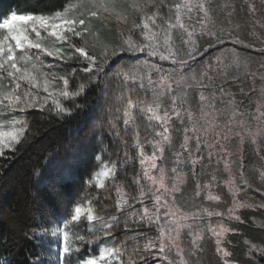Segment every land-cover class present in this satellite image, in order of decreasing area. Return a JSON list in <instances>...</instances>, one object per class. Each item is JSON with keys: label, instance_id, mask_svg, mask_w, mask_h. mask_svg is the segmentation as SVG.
<instances>
[{"label": "trees", "instance_id": "1", "mask_svg": "<svg viewBox=\"0 0 264 264\" xmlns=\"http://www.w3.org/2000/svg\"><path fill=\"white\" fill-rule=\"evenodd\" d=\"M66 2L0 0V17L13 11L51 14L62 9ZM125 2L130 5L131 0ZM184 2L155 0L154 5L148 6V12L159 11L166 21L170 19L175 23L176 8L182 7ZM210 7L214 9L208 27L216 35L231 33L242 41L241 44L225 40L191 61L183 72L173 71L176 66L170 61L150 58L160 71L151 69L144 74L136 69L138 75L144 77V87L140 88L138 81L132 92L117 83L113 72L118 67L130 70L129 66L138 59L144 60V53L125 52L112 57L104 73L90 84L94 73L80 71L86 61L75 55L72 60L60 62V67L53 66L56 69L63 66L64 73L77 69L69 82L70 91H75L80 82L87 85L75 98V103L61 98V103L72 109L71 115L57 114L51 101L42 110L33 108L24 113L15 112L26 119L28 130L21 143L16 145V151L6 150L4 156H0V264H31L37 256L41 257L40 264H58V241L50 235L29 238L27 233L32 228L48 227L53 222L59 224L70 215L72 205H87L89 201L98 217H116V221L107 229L110 235H105V227H96L93 221L85 218L69 225L84 237V241H76L80 251L74 257V264L77 259L97 257L101 245L109 238L120 249L123 264H128L129 258L135 264H168V260L178 264L181 256L185 264H225V260L228 264H264V253L252 251L249 254L250 245L264 249V137H254L250 131H244V125L253 121L259 105L264 102V0H212ZM133 21L142 23V16H134L129 11L126 20H118L112 15L103 20V25L96 22L95 27H102V35L113 45L120 43L121 33L124 36L131 34L133 40L142 42L140 30L131 28ZM199 21H192L188 30L199 32ZM156 23L161 28L166 27L159 18ZM181 34L182 30L173 29V46L180 50L179 55L186 56L188 47L181 44ZM212 40L213 37L207 34L198 38L200 50L203 52L208 48ZM74 43L76 47L81 46L77 39ZM70 51V55L75 53L73 49ZM233 52L240 57L238 63L230 59ZM89 54H92L90 49ZM209 65L211 67H207ZM149 73L153 81L151 87L148 85ZM161 74L169 77L172 92L165 87L164 94H160ZM174 81L181 83L177 86ZM45 95L39 92L37 99ZM121 95L131 96L134 103L145 106L159 103L160 115L167 110L172 116L168 132L170 140L163 144V156L148 176L144 175V169L150 162L141 165L140 149L134 141L138 133L144 155L151 156L154 145L161 139L158 133L163 127L139 108L133 109L135 125L126 127L125 102L117 99ZM173 96L177 97L175 106L181 113L179 118L173 110ZM206 112L217 123L218 129L213 132H222L225 136L224 150L218 153L234 159L227 169L220 165L213 171L210 160L217 152L211 147L212 140L207 135L190 131ZM185 135L188 137L186 144ZM156 154L160 156L159 152ZM113 163L115 175L106 179L104 187H98L95 182L88 183L94 181L95 174L104 164L111 166ZM162 167L169 187L174 185L176 171H184L185 181L173 198L178 209L193 212L205 207L219 213L212 222L229 229L220 239L219 247L231 255L223 257L218 253V238L208 232L196 240L191 232L182 231L178 243L175 246L169 244V235L160 221L165 210L160 208V201L155 203L156 197L166 191L156 189L148 178ZM205 185L211 186V192L219 199H205L206 191L200 192ZM118 190L123 191L127 205L118 207L121 199ZM141 191L144 194L142 200ZM236 204L244 205L235 212L239 220L230 215ZM145 209L151 222L145 217ZM161 229L166 237L164 243L168 245L165 248L168 260H161L158 251ZM150 240L156 247L145 248Z\"/></svg>", "mask_w": 264, "mask_h": 264}, {"label": "snow or ice", "instance_id": "2", "mask_svg": "<svg viewBox=\"0 0 264 264\" xmlns=\"http://www.w3.org/2000/svg\"><path fill=\"white\" fill-rule=\"evenodd\" d=\"M155 4V0H131L130 5L125 0H67L63 8L56 10L51 14L47 13H26L18 14L13 11L2 17H0V107H3L10 112H21L24 113L29 109H44L49 101L52 102L53 108L57 114L71 115L72 109L65 107L61 103V98L66 101H73L75 98L81 95L87 85L84 82L77 84L75 91L69 90L70 79L75 75L77 69L72 68L70 72L59 74L52 72L49 76L48 73L41 71L37 66V62L33 61L25 49H37L35 56L37 61L41 54L52 57L59 61H69L73 59V56L65 52L64 46L73 49L78 54V58L86 61V66L81 68L80 71L86 73H94L90 78L89 84L97 79L107 66L109 60L112 57L119 55L120 53H132L133 55L138 53H144L147 57H157L162 61H170L176 67L173 71L183 72L185 68H188L191 61L196 60L199 56H203L209 48L215 47L218 44H223L225 40H231L234 44H241L242 41L236 37H233L231 33L216 35L212 29L208 27L207 22L210 20L209 9L205 7L204 3L197 2L193 3V0H185L183 4L184 8L189 11L193 7L198 8L202 13L203 17L199 21L200 31L188 30L185 24L182 22L181 7L176 8L175 23L171 20H165L160 15L159 11L148 12V6ZM129 11L135 16H142V23L136 24L134 21L131 25L132 29L140 30V41L132 39V35L129 34L124 36L120 34V43L113 45L108 42L102 35V27H95L96 22H100L103 25V20L106 17L115 15L118 20H126L128 18ZM166 25L165 28H161V25L157 24V19ZM173 29L182 30V34L179 36L180 42L188 47L186 56L179 55V49L173 46ZM45 35L42 36L41 33ZM163 33V45L167 51V55L160 51V37ZM186 34V38H185ZM211 35L213 37L212 42L209 43L208 48H205L203 52L200 50L198 45V38H202L204 35ZM34 35L35 39L32 38ZM46 38H54L46 41ZM73 39H77L80 43V47H76L72 43ZM56 45H61L57 47ZM89 49L92 54H89ZM17 51L21 52L20 56H17ZM97 57H99V63H97ZM219 60V56L217 57ZM234 62H238V57ZM141 65L147 66L149 69H155L158 72L160 69L156 64H150L147 59L137 60L134 64L129 66L130 70H126L123 67H118L113 72V75L117 79L118 84L124 85L129 92L135 91L137 82L140 88L144 87V77L138 75L136 69H139ZM207 67H211L210 65ZM11 79L14 87L5 86L2 81L4 76ZM171 75V73H169ZM204 75H207L205 72ZM195 79V77H193ZM59 80L61 87H55V82ZM169 77L161 74V78L158 82V86L161 89L160 94H164V90L170 93L172 92V83L168 82ZM21 82L28 86V91L21 93ZM177 86L181 81H174ZM153 81L149 73L148 85L151 87ZM131 85V86H130ZM31 89H37L46 93L45 96L40 97L39 91L33 92ZM117 99H121L125 102L123 108L124 124L127 127L129 124L135 125V118L133 115V109L139 108L141 111L149 113V119L155 120L161 124L163 131L158 133L161 137L159 141L154 145V151L151 156H145L143 153V146L139 142V134L134 141L136 147L140 149L139 156L141 157L140 163L144 166L147 162H150L149 167H145L144 175L148 176L151 169L157 167L156 161L163 156L164 148L163 144L168 143L170 137L169 122L172 120V116L169 115L168 111L165 110L163 115H160L161 105L156 103L155 106L143 105L141 103H134L131 96H118ZM177 97L173 96V110L175 116L179 118L181 113L176 110L175 100ZM205 97L201 95V100ZM43 101L41 103L40 101ZM79 107V105H76ZM51 110V109H49ZM191 118V113H188ZM27 121L23 117L13 119L11 121L10 130L0 129V156H4L5 151H16V145L21 143L24 138V134L27 131ZM188 130L185 129V132ZM118 135V133H117ZM187 135H185V144L187 143ZM157 152L160 156H157ZM196 163V161H193ZM116 165L113 163L110 167L105 164L102 169L95 174L94 181H88L89 184L95 182L98 187H104V179L115 175ZM175 171V169H173ZM161 187L163 185V169H161ZM155 182V177H148ZM120 191L121 199L118 201V207L127 205V200L124 199V193ZM143 191H141L140 199H143ZM209 199H219V197H209ZM157 204H159L160 197H156ZM167 202H165L166 204ZM238 207L244 205L238 204ZM171 211V210H169ZM169 213L166 212L165 215ZM212 213H209L211 215ZM175 216V213H172ZM219 215V213H217ZM84 217L87 221L91 222L99 220L105 226V235H110L107 229H110L112 223L116 221V217H111L109 221H105L102 217H98L95 214V209L91 206V201L88 202L87 206L81 204H74L70 209V215L60 221L59 224L53 222L48 227L32 228L27 233L29 238H37L44 235H50L54 241H58L57 244V262L58 264H74V257L79 253L80 249L76 247V241H84V237L78 235L69 225H75ZM145 217L151 222V217L145 209ZM239 220V217H234ZM181 219H187V216L181 217ZM159 217H157V221ZM185 225H179L175 229L176 236L169 235L167 237L171 246L176 245V240L180 235V228ZM229 231L228 228L223 226L220 227V231L212 230L213 235L217 237L224 236ZM159 247L158 251L161 260H168L165 254V248L168 247L164 243L166 237L163 229L159 233ZM199 237H197L198 239ZM220 239H217V252L221 253L223 257L231 255L225 249L219 247ZM89 243H92L89 241ZM195 244V240L193 241ZM156 245L153 241H149L145 245V248H154ZM198 247V245H197ZM252 251H260L264 253V249L258 248L256 245H250L249 254ZM177 255H180V251L177 250ZM41 257L37 256L31 262V264H40ZM123 264L120 260V249L116 247H103L99 255L95 258H86L83 260L77 259L75 264ZM128 264H135L134 261L129 258ZM168 264H172L171 260H168ZM178 264H185L184 258L181 256ZM225 264L228 261L225 260Z\"/></svg>", "mask_w": 264, "mask_h": 264}, {"label": "rangeland", "instance_id": "3", "mask_svg": "<svg viewBox=\"0 0 264 264\" xmlns=\"http://www.w3.org/2000/svg\"><path fill=\"white\" fill-rule=\"evenodd\" d=\"M211 1L212 0H193V3H197V2L204 3L205 7L209 9V16L211 18V11L214 9V8L210 7ZM206 2H208V5L206 4ZM181 13H182V16H181L182 22L185 24L186 27H189V25H193L192 21H195V20L199 21L198 18L203 17V13L196 7H193L192 10L189 11L187 8H184L182 5ZM106 26L110 27V25H106ZM41 35L44 36L45 34L42 32ZM32 38L35 39L34 35L32 36ZM49 39H54V38H46V41ZM74 42H75V39H73L72 43L75 44ZM159 42H160V51L164 52L165 55H167V51L165 50L164 45H163V36L160 37ZM56 46L60 47L61 45H56ZM64 49H65V52L67 54H71V51H70L71 48H68L65 45ZM24 51L27 52L30 56H32L33 61L37 62V66L41 69V71L48 73L49 76L51 75L52 72H56V73H59L61 75L64 74V71L62 70L63 66L61 67V69H56L53 67V66L60 67V62H64V61L55 60L52 57H48L47 55H44V54H41L39 56L38 61H37V58L35 56V53H37V51H38L37 49H25ZM20 55H21V52L17 51V56H20ZM75 55L78 56V54H76V53L72 54V56H75ZM237 57H238V62H239L240 61L239 55H237L235 52L230 54V59H232L233 62L236 60ZM151 58H157V57H151ZM143 59H147L150 64L154 63L147 56L144 57ZM139 69L142 72H144V74H148V72L151 70L147 66H144V65H141L139 67ZM2 83L7 87H14L11 79L8 78L6 75L4 76ZM61 86H62L61 83L57 80L55 82V87L59 88ZM28 90H29L28 86L26 84H24L23 82H21V89L19 91L21 93H23L24 91H28ZM35 90H37V89H31V91H33V92H35ZM37 91H39V90H37ZM39 92H42V91H39ZM21 117H22L21 115H15V112H10V111H7L6 109H4L3 107H0V129L10 130L11 121L13 119H18ZM213 119L209 118V114L207 112L204 113L201 120L196 122L194 126L190 127V131L192 132V134H196V135H198L199 133L202 134V136L207 135V136H209V139L212 140L210 142L211 147L214 149V152H217V153L212 157V160H210V162L213 165L212 166L213 171H216L220 168V165H223L224 168L227 169L228 166L234 162V159L230 155L225 157V156H222L220 153H218V151L224 150L223 148H224L225 136L222 135V132H219L217 134L213 132V130L218 129L215 127L217 123ZM244 131L245 132L250 131V133L254 137H264V102H262L259 105L258 111L254 115L253 121L246 123L244 125ZM156 164H157V162H156ZM161 169H163V185H164V187L160 186L161 175H162ZM161 169L159 170L158 173H153L152 177H155V182H153L152 179L151 180H152V183L156 185V189H160V190L162 189L163 191H166V193L163 192V194H160L157 196V197H160V208L161 209L163 208L165 210V212L162 213L163 218H160L161 219L160 221H163L162 227H163L166 234L175 237L176 236L175 229L177 228L178 224L179 225H185L183 228H180V234L182 233V231H189V232H191V235L193 234L194 238L197 240V237H199L198 239H200L207 232L209 234L213 235V232H212L213 229H215L218 232V231H220L221 226L225 227L222 224H216V223L212 222L213 217L217 216V213H218L215 210H210V209H207L205 207H202V209H198V210L193 211V212H188V211H185L182 209H178L174 205L173 198H174V193H176L180 190V187L182 186V184L185 181L184 171H183V169H181L179 172L176 171L175 176H174L175 177L174 185H172V187H169L167 184L166 177H165L164 168L162 167ZM110 177L103 178L104 182L106 181V179H108ZM231 180L232 179L230 178V181ZM211 190H212L211 186L205 185L203 188L200 189V192L206 191L205 199H207L209 197H212V195H214V193H212ZM166 194L169 196H166ZM168 197H171L172 199L169 200ZM165 202H167V203L165 204ZM155 203H157L156 199H155ZM84 206H87V205H84ZM158 207H159V205H158ZM238 209H239V207L237 206V204L234 205L233 210L231 211L230 215L235 216V212H238ZM169 210H171V211H169ZM166 212H168L169 214L165 215ZM172 213H175V216H173ZM209 213H212V214L209 215ZM184 216H187V219H181V217H184ZM102 218L105 221L110 220V218H106V217H102ZM82 219H84V217H81V220ZM93 222L95 223L96 227H100V226L105 227L99 220H94ZM225 228H227V227H225ZM227 233H225L224 236H222V237H217L215 235H213V236L217 237L218 239H223ZM178 239L176 240V243H178ZM113 242L114 241L112 240V238H109L107 241H105L101 245L100 250L103 247H116ZM115 263H116V261H113V264H115Z\"/></svg>", "mask_w": 264, "mask_h": 264}]
</instances>
